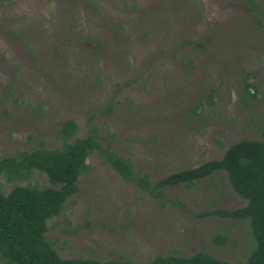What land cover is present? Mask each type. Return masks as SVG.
I'll return each mask as SVG.
<instances>
[{
    "label": "rangeland",
    "instance_id": "rangeland-1",
    "mask_svg": "<svg viewBox=\"0 0 264 264\" xmlns=\"http://www.w3.org/2000/svg\"><path fill=\"white\" fill-rule=\"evenodd\" d=\"M249 19L236 0H0V158L93 126L102 145L155 181L219 157L233 139L259 137L264 40L243 42ZM209 33L217 47L196 44ZM66 119L75 129L64 138ZM13 183L50 185L35 168L0 173V190ZM77 185L46 220L60 256L202 250L241 262L253 245L246 221L207 213L244 202L221 170L154 194L93 148Z\"/></svg>",
    "mask_w": 264,
    "mask_h": 264
},
{
    "label": "trees",
    "instance_id": "trees-1",
    "mask_svg": "<svg viewBox=\"0 0 264 264\" xmlns=\"http://www.w3.org/2000/svg\"><path fill=\"white\" fill-rule=\"evenodd\" d=\"M255 16L259 27L264 24V10L254 0H244ZM203 46V39L196 41ZM246 94L252 95L250 83L245 82ZM61 130L63 137L72 135L75 123L66 119ZM259 137H240L231 140L217 158L194 166L165 173L155 181L146 173L134 169L127 157L102 145L93 126L83 136H75L52 148L41 145L0 158V173L6 179L19 171L35 168L46 175L50 185L13 183L7 191L0 190V261L2 264H264V124ZM96 148L102 160L116 169L122 178L138 187L158 193L164 185L188 184L223 171L229 187L244 202L234 208H215L214 213L247 222L253 245L243 261L232 262L197 250L188 255L155 254L147 260L98 259L85 256H60L45 237L47 218L56 215L67 197L77 189L78 174L86 167L88 153Z\"/></svg>",
    "mask_w": 264,
    "mask_h": 264
},
{
    "label": "flooded vegetation",
    "instance_id": "flooded-vegetation-1",
    "mask_svg": "<svg viewBox=\"0 0 264 264\" xmlns=\"http://www.w3.org/2000/svg\"><path fill=\"white\" fill-rule=\"evenodd\" d=\"M236 1L240 4L242 9L244 7L247 16L251 18L249 19L251 22H248L247 24H245L244 27H242L244 29H248L245 32V36H243L244 38L243 42L245 43L248 37L254 38L255 35H258L260 40H264V24L259 27H255L257 25L255 19V16L257 15V11H253V10L251 11L244 0H236ZM254 2L257 3L259 10H264V0H254ZM203 38H204L203 39L204 47H211V45L216 47L218 46V43H216L217 40L215 39V36H213L211 33L205 35Z\"/></svg>",
    "mask_w": 264,
    "mask_h": 264
}]
</instances>
